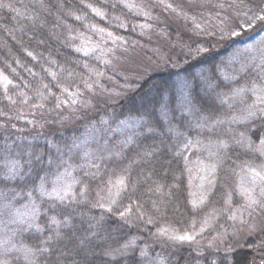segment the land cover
<instances>
[{
    "label": "trees",
    "instance_id": "1",
    "mask_svg": "<svg viewBox=\"0 0 264 264\" xmlns=\"http://www.w3.org/2000/svg\"><path fill=\"white\" fill-rule=\"evenodd\" d=\"M139 23L125 0H0V74L11 81L7 91L0 86V193L8 199L15 197L18 205L35 201L36 224L43 231L31 229L19 236L20 248L34 253L31 264H141L136 254L118 260L109 255L164 228L189 234L203 216L204 210L190 203L191 137L184 117L177 112L181 88L190 85V100L200 114L216 115L226 61L252 45L264 26L257 25L237 38L206 40L205 51L192 58L184 49L194 52V39L169 26L168 38L180 37V47H173L171 41L164 43V61L150 63L151 70H142L119 99L95 101L59 123L52 114L62 107H57V97L66 100L61 88L89 96V88L102 76L99 55H85V47L100 39L125 42L128 36L137 37ZM32 108L42 111L45 127L38 128L37 121L31 126L21 124L19 112ZM130 121L142 125L118 161L82 175L63 202L40 197V185L45 187L67 167L61 154L94 123L108 127ZM245 133L259 141L264 135V117ZM39 134L43 141H35ZM248 160L247 153L230 149L218 171L221 193L232 191L238 170ZM119 176L125 177L128 186L117 203L109 205L108 181ZM98 201L113 210L105 211L97 206ZM126 208L135 215L131 223L120 216ZM52 217L59 226L51 223ZM254 242L234 250L227 264L242 260L264 264V242ZM185 252H178V264L186 259ZM11 264L27 263L18 259ZM218 264H225L224 257Z\"/></svg>",
    "mask_w": 264,
    "mask_h": 264
},
{
    "label": "rangeland",
    "instance_id": "2",
    "mask_svg": "<svg viewBox=\"0 0 264 264\" xmlns=\"http://www.w3.org/2000/svg\"><path fill=\"white\" fill-rule=\"evenodd\" d=\"M165 3L171 4L172 8H166ZM230 3L231 0H159L150 4L144 0H125L127 8L140 20L137 37L128 36L125 42L113 38L105 39L107 43L100 39L96 45L90 42L85 51L99 55L102 76L89 88V96L75 94L77 103L73 105L65 100L59 113L52 114L53 117L62 124L71 116L75 117L82 110L91 107L95 101L114 102L119 99L122 92L129 89L131 82L141 77L142 70H151L150 63L164 61V43L171 41L173 47H180V37L176 36L174 41L168 38L169 26L185 31L194 39L197 47L194 52L185 48L186 56L192 55V58L199 52H204V41L220 39V29L224 26L225 19L230 25L237 24L242 19L235 16L233 9L229 7ZM246 3L264 6V0H246ZM221 4L223 7H217ZM173 8L176 10L173 11ZM125 43L130 44L131 48ZM194 46L190 48L193 49ZM262 58L264 31L252 45L226 61L220 75L222 85L218 87L217 94L220 112L214 116L207 117L196 110L190 100L189 84L186 83L181 88L177 112L184 117L185 125L190 129L188 149L191 206L194 203L200 204L201 198L204 199V203L195 208L204 210V213L189 233L195 237L194 240L191 243H175L167 236L159 235V231L147 239L130 241L122 249L111 253L110 259H125L136 254L141 259V264H178V252L186 250V259L181 264H218L220 258L229 256L234 250L245 248L249 242H264V231L261 230L264 229V212L258 208L249 214V210L242 207L245 201L237 192L241 178L245 176L246 166L258 167L264 164V155L249 148V142L256 147L259 141H253L245 133L254 122L264 117L261 112H257L254 117L248 116V110L255 99L252 89L255 87L259 91L264 88V68L260 66ZM240 89L245 91L237 94ZM20 113L21 124L31 126L37 121L38 128L45 127V116L41 115L42 111L38 108ZM141 125L140 121L108 127L103 123H94L82 137L74 141L69 151L63 152L65 155L61 154L67 167L60 176L45 184V193H51L54 187L64 189L71 185L65 198L69 197L77 188L82 175L92 174L101 166L118 161ZM41 136L36 135L35 141H43ZM230 149L247 153L250 160L238 170L232 191L226 190L225 194L217 189V179L220 165L229 158ZM228 193L232 194L230 207L225 203ZM39 195L49 199L47 194ZM33 206L34 200L29 204L18 205L15 197L8 199L0 193V260H6L7 264L18 259L27 264L33 261L34 255L26 259V249L20 248L22 245L19 240L21 234L31 229L14 222L19 219L18 213H27ZM35 208L37 209L36 206ZM233 213L237 217L235 221L229 219ZM125 218L131 223L135 220V215L129 212ZM253 224L256 225V231L249 232L248 226ZM202 227L203 232L200 231ZM219 233H226L224 240L218 242V248H209V243ZM225 249H228L227 253ZM142 252L147 255L142 256Z\"/></svg>",
    "mask_w": 264,
    "mask_h": 264
},
{
    "label": "snow or ice",
    "instance_id": "3",
    "mask_svg": "<svg viewBox=\"0 0 264 264\" xmlns=\"http://www.w3.org/2000/svg\"><path fill=\"white\" fill-rule=\"evenodd\" d=\"M164 6L166 8H172L171 4L165 3ZM217 7H223V5H217ZM229 7L233 9V12L237 18H241L240 22L238 24H228L227 19L224 21V26L220 29V39H231V38H237L239 37L242 32H246L249 29L255 28L257 25L264 26V6L261 5H250L246 3V0H231V3L229 4ZM176 9L173 8V11ZM97 15H100L99 12H97ZM199 27V25H197ZM102 31V30H101ZM111 35V33H109ZM201 50H198V52ZM246 51H250L249 49H246ZM85 55H87V52H85ZM262 68H264V58L261 60ZM11 84V81L7 78V76H4L3 74H0V86H3L5 91H7V86ZM47 87V85H45ZM245 91L244 89L238 90L237 94L240 92ZM253 94L255 96L253 104L250 106L248 110V116L254 117L257 112L264 113V107H260V105H264V88H261L259 91L255 89V87L252 89ZM61 92L66 94L65 99L67 102L71 104H76L77 100L74 98V94L69 92L67 88H61ZM51 95V93H49ZM76 95H79L77 93ZM14 102V101H13ZM65 104V100L60 99L57 97V107H60L61 105ZM238 143H242L238 141ZM187 147V145H185ZM249 148L255 152H258L260 155H264V135H261L259 138V145L256 147H253L251 142H249ZM177 155H180L178 152ZM245 176L241 178V181L238 185L237 192L238 194L244 199L245 203L242 205L243 208L246 210H249V214L251 212H255L258 208L261 210V212H264V164L260 166H246L244 169ZM14 174V173H13ZM211 183V181H209ZM127 181L125 177L119 176L116 178L115 181L111 180V178L108 181V196H107V202L109 205H114L117 203V198L120 197L121 193L124 192L127 188ZM71 188V185H68L67 188L60 189V188H53V191L51 193H45L43 184L40 185V193L41 195L47 194L49 199H54L57 201L63 202L65 197L69 194V190ZM63 192V194H61ZM83 194V193H81ZM232 202V194L228 193L227 197L225 199V203L230 207ZM204 203V199L201 198L200 204H193V208H197L200 205ZM97 206L103 207L105 211L111 212L113 209L111 207H104L103 204H101L99 201L97 202ZM131 208H126L124 211L120 212L121 217H125L127 213L131 212ZM19 219L15 220V223H18L22 226H25L27 229H34L37 232L43 231L39 227L38 224H36V220L38 218V210L33 206V209L27 213H18ZM236 215L233 213L229 219L235 221ZM51 223L59 226V222L55 217L51 218ZM149 223H151V220H149ZM205 224L207 221L204 222ZM241 223H245L244 221H241ZM264 231V229H261ZM201 232L204 231V228L202 227ZM249 232H255L256 231V225H249L248 226ZM200 233H197L199 235ZM159 235L161 236H167L168 239L175 243H191L194 240V236L188 234L187 232L183 234H177L175 232L169 233V230L167 228L161 229L159 232ZM226 236V233H219L217 237H214L212 242L209 243V248H218V242H222ZM228 249H225V252L227 253ZM26 259L28 256L34 255V253L31 252L30 249H26ZM142 256L147 255V253L142 252ZM227 255H225L224 260L225 264H227ZM0 264H7L6 260H0ZM29 264H31V261H29ZM215 264V262H213ZM240 264H248V261L242 260ZM254 264V260L252 262Z\"/></svg>",
    "mask_w": 264,
    "mask_h": 264
}]
</instances>
